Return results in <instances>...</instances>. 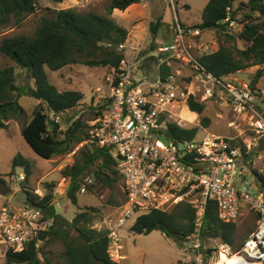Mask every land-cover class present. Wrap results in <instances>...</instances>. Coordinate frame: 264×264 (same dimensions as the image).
<instances>
[{
    "label": "trees",
    "instance_id": "1",
    "mask_svg": "<svg viewBox=\"0 0 264 264\" xmlns=\"http://www.w3.org/2000/svg\"><path fill=\"white\" fill-rule=\"evenodd\" d=\"M61 3L62 0H54ZM142 0H112L110 13L114 10L126 11ZM238 0H209L202 15V22L194 25L204 31H214L219 35L217 49L211 54L200 57V63L218 78L260 66L251 81L254 93L262 94L257 84L264 74V0H244L235 8ZM37 10V0H0V30L15 22L20 25L27 15ZM244 12L243 27L239 38L245 47L240 49L237 37L226 32L224 20L230 17L238 21L240 12ZM162 19L152 25V32L157 33ZM129 32L110 17L94 13H82L76 9L55 11L50 17H43L34 36L7 37L0 42V55L14 62L15 67L0 69V129L8 128L11 119L27 118L25 108L19 103L16 94L21 92L19 81L32 80L35 87L28 89V96L39 101L31 121L22 128V135L33 151L44 160L74 153V162L60 171L68 181L65 196L78 206V195L85 188L94 193L100 187L114 189L122 176L117 170V162L110 150L97 144H85L89 139V125L83 118L71 120L69 112L82 105L85 95L81 91H60L48 77L47 70L59 72L66 67L83 65L90 68L118 70L126 56L119 46L128 40ZM225 39V40H224ZM157 63V58H152ZM20 70V74L17 73ZM189 109L202 116L206 106L193 96L187 100ZM109 101L95 110V118L108 109ZM61 118L67 126L57 124L51 114ZM94 118V119H95ZM202 124L207 126L208 119ZM199 128L186 129L167 121L165 139L192 140L199 134ZM264 143V141L262 142ZM84 144V145H83ZM242 147L245 161L253 164V157L264 150L247 153L244 141H234ZM262 146V145H261ZM8 175L0 174V193L10 192V183L5 179L18 176L17 169L25 175L22 188L26 194L27 205L41 210V221L47 228L34 235L22 252L9 248L6 264H45L48 259L45 248L62 243L64 246V264H119L110 255L111 231L96 229L93 224L99 213L97 208L80 209L72 220L58 213L54 204L57 183L46 182V194L41 197L28 190L33 174V164L21 154L12 163ZM264 185V175L253 170ZM123 181V179H122ZM126 196V195H125ZM115 206L119 204L112 203ZM253 212V211H252ZM258 221V215L253 212ZM196 210L187 202H182L170 210L152 209L139 216L131 227L137 235H149L160 231L165 236L181 244L195 232ZM238 223H224L218 217V206L209 200L202 224L203 240H219L223 245L238 252L243 243L236 246ZM254 230H249V235ZM39 242L41 245L38 247ZM204 250V249H203ZM202 250V251H203ZM212 251H207L211 254ZM230 261L221 258L218 264Z\"/></svg>",
    "mask_w": 264,
    "mask_h": 264
},
{
    "label": "built area",
    "instance_id": "2",
    "mask_svg": "<svg viewBox=\"0 0 264 264\" xmlns=\"http://www.w3.org/2000/svg\"><path fill=\"white\" fill-rule=\"evenodd\" d=\"M223 23L228 34L242 31L241 25L230 17ZM173 30L172 40L152 53L157 58L153 79L139 69L140 50L133 58L126 57L118 70H108L103 90L108 109L88 122L89 139L85 144L108 148L124 182V213L117 230L110 234V255L113 260L124 259L118 230L134 216L152 209L166 211L187 202L196 210L197 219L195 232L184 245L194 256L195 264H203L202 224L207 203L214 200L218 217L224 223L237 222L246 208L258 215L257 228L241 249L232 253L226 245L223 247L227 250L224 248L219 256L225 253L233 257V264H264V185L253 171L257 169L256 157L250 165L233 138L217 134L184 141L164 138L169 107L189 98L179 86L183 67L225 93L235 111L254 113L251 126L256 136L244 141L247 153L258 147L260 139L264 140V114L255 109V93L250 83L239 78L241 71L218 78L200 63V57L217 49L214 37L208 38L209 31L183 25L179 20ZM125 48V44L119 46L120 50ZM164 65L171 71L162 83L160 72ZM208 93L212 95L210 88ZM51 116L57 124L61 123L60 117L54 113ZM260 160L264 163V150ZM257 170L264 175V164ZM18 179L24 180V174ZM82 192H86L85 188ZM36 193L44 196L40 191ZM42 216L41 210L33 206L16 207L9 200L0 213V239L15 252H22L34 235L47 228Z\"/></svg>",
    "mask_w": 264,
    "mask_h": 264
},
{
    "label": "rangeland",
    "instance_id": "3",
    "mask_svg": "<svg viewBox=\"0 0 264 264\" xmlns=\"http://www.w3.org/2000/svg\"><path fill=\"white\" fill-rule=\"evenodd\" d=\"M242 1L244 0H238L235 3V8ZM111 2L112 0H62L59 3L54 0H37V10L34 14L27 15L20 25L12 22L0 30V42L7 37L34 36L42 18L52 16L55 11L76 9L82 13H94L112 18L129 32L128 40L125 42L126 48L123 50L125 56L131 59L140 50L139 69L152 78L156 65L152 59V53L159 47L157 40L162 41L165 36L169 38L174 31L172 30L173 26L178 20L183 25H199L202 22V15L209 0H142L141 3L131 6L126 11L114 10L110 13ZM244 15V12L241 11L238 16L237 22L241 27H243ZM161 19L162 24L158 26L157 33L154 34L152 25ZM240 31L237 30L235 34L230 35L237 37V45L240 49H243L245 43L239 38ZM211 36L217 42L219 41L217 33H213ZM5 67H15V64L9 58L0 55V69ZM259 69L263 68L256 66L241 71L239 78L251 83ZM182 70L183 76L179 79V86L187 93L188 97L193 96L197 101L204 103L206 109L204 114L200 116L189 109L187 100L175 103L169 107L166 114L165 118L168 122L176 123L186 129L199 128V139H203L208 134H217L240 142L256 136L251 126L252 119L255 117L253 112L239 113L235 111L227 95L220 89L197 79L196 75L188 68L183 67ZM17 73L20 74V70H17ZM107 73V68H90L83 65L69 66L59 72L47 70L50 82L60 91L77 90L85 95L82 105L69 112L71 120H68L67 124L80 117L88 124L89 121L95 118V110L91 109L90 106L96 108L105 103L103 90L105 89L104 79ZM18 84L21 88L25 87L27 91L26 95L19 96L20 92L16 94L19 103L27 112V118L11 119L7 123V129H0V174L8 175L12 171L14 158L21 154L33 164L34 168L29 180V191L34 193L40 191L45 195L44 184L46 182L57 183L54 204L58 213L68 220H72L78 208H97L99 213L94 221V228L107 229L111 233L117 230L118 223L124 213L126 201L122 179L116 183L114 189L100 187L94 193L81 191L78 195V206L73 204L64 194L69 182L61 177L60 171L73 164L74 154L59 156L48 161L40 158L28 145L23 138L22 128L27 121H31L34 110L40 102L28 96L27 87H35L32 80L19 81ZM99 88H102V92H98ZM209 88L212 90L211 96L208 93ZM257 89L261 90L262 94L255 93V109L261 115L264 114V74L257 84ZM203 118L208 119L207 126L202 124ZM61 123L65 129L67 126L64 122ZM263 141V139L259 140L256 150L259 147L264 148ZM262 152L263 150L255 155L257 169L263 168V160H260ZM16 174L18 176L13 179L5 177L10 183V192L8 194L0 193V213L9 200L16 207L27 204V197L21 186V182H24V180L20 182L18 179L23 174V170L17 169ZM112 203L120 206H115ZM139 216H134L122 229L118 230L122 239L120 253L124 259L117 260L115 258L114 261L119 264L196 263L194 256L185 248L184 242L177 244L169 240L160 231H154L149 235L132 233L131 227ZM237 223L238 230L235 245L239 246L249 236V230H256L258 223L253 212L248 208L244 210ZM203 246V264H216L220 259L219 252L224 251V248L227 250V247H223L226 245H223L219 240H203ZM230 248L231 252L234 253L233 248ZM8 250V245L0 239V264H6ZM207 251L212 252L208 255ZM45 254L48 259L45 264H64V246L62 243L48 246L45 248Z\"/></svg>",
    "mask_w": 264,
    "mask_h": 264
},
{
    "label": "water",
    "instance_id": "4",
    "mask_svg": "<svg viewBox=\"0 0 264 264\" xmlns=\"http://www.w3.org/2000/svg\"><path fill=\"white\" fill-rule=\"evenodd\" d=\"M170 71H171V69L167 65H164V66L161 67L160 76H161V82L162 83H165L166 79L168 78V74L170 73ZM26 94H27L26 88L22 87L19 96L26 95Z\"/></svg>",
    "mask_w": 264,
    "mask_h": 264
},
{
    "label": "crops",
    "instance_id": "5",
    "mask_svg": "<svg viewBox=\"0 0 264 264\" xmlns=\"http://www.w3.org/2000/svg\"><path fill=\"white\" fill-rule=\"evenodd\" d=\"M129 9V8H128ZM188 25H191V24H188ZM174 27V26H173ZM173 30V29H172ZM213 33H215L214 31H209V33H208V38H209V36L211 37V35H213ZM172 38H173V33H172V35L170 34V36H169V38L168 37H164V40H162V41H159V40H157V42H158V44H159V47L161 46V45H164V44H166V43H169L171 40H172ZM144 44V43H143ZM158 47V48H159ZM65 180V179H64Z\"/></svg>",
    "mask_w": 264,
    "mask_h": 264
},
{
    "label": "bare ground",
    "instance_id": "6",
    "mask_svg": "<svg viewBox=\"0 0 264 264\" xmlns=\"http://www.w3.org/2000/svg\"><path fill=\"white\" fill-rule=\"evenodd\" d=\"M220 252H221V251H220ZM222 257H223V258H228V259L230 260V261H227V262L224 263V264H233V257L231 258V257L227 256L225 253L222 254V256L220 257V259H221ZM220 259H219V260H220ZM219 260H218V261H219ZM216 264H218V262H217Z\"/></svg>",
    "mask_w": 264,
    "mask_h": 264
}]
</instances>
